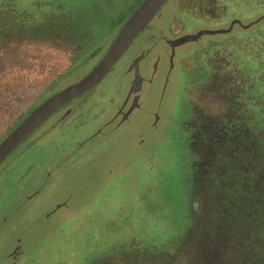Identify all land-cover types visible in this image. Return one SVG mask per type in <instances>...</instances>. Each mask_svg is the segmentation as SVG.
<instances>
[{"label": "rangeland", "instance_id": "obj_1", "mask_svg": "<svg viewBox=\"0 0 264 264\" xmlns=\"http://www.w3.org/2000/svg\"><path fill=\"white\" fill-rule=\"evenodd\" d=\"M126 1L115 0L114 10L108 12L109 18L112 17L91 40L92 46L101 47L100 53L81 71L69 72L75 63L76 46L24 41L17 43L15 55L10 53L7 57L0 51V141L34 103L37 105L51 92L78 81L94 67L119 32L118 18L122 14H125L122 20L130 16ZM160 13L164 21L161 29L165 31L168 27L182 33L204 28L227 29L233 21L231 13L216 7L213 0H181L175 10L167 2ZM253 13L256 15L248 8L240 21L249 24ZM153 21L158 20L155 17ZM236 27L231 28L232 35L239 32ZM150 28L140 33L115 67L128 63L150 45L157 44L168 54L169 49L159 43V37L149 33ZM225 38L221 33L206 34L188 42L185 46L192 55L185 64L187 71L179 70L175 61V73L164 99H159L160 88L151 86L142 108L122 125L110 126L104 134L93 138L80 154L65 155L75 147L77 139L89 134L88 121L70 132L57 131L54 143L30 149L32 140H28L20 146L13 162L6 161L0 167L6 168L0 172V219L8 216L7 222L0 224V264H11L6 254L19 238L22 245L14 252L24 255L17 264H82L130 239L145 238L160 245L173 241L182 232L193 181V155L187 133L193 127L182 125L190 109L187 98L202 113L217 116L225 111L218 98L208 95L188 75L197 65L207 62L211 54L207 52L209 42ZM153 59L152 54L147 57ZM167 66L168 56L161 62L158 83ZM131 78L129 74L123 75L121 82L125 87ZM118 96L122 95L116 93L115 99ZM157 107L159 117L155 113ZM113 110L114 105L108 104L103 116H110ZM95 118L99 116L92 120ZM53 161L58 167L47 187L25 201L27 193L43 181V169ZM32 162L34 169L26 172L24 168ZM69 196V207L49 216L54 205Z\"/></svg>", "mask_w": 264, "mask_h": 264}, {"label": "trees", "instance_id": "obj_2", "mask_svg": "<svg viewBox=\"0 0 264 264\" xmlns=\"http://www.w3.org/2000/svg\"><path fill=\"white\" fill-rule=\"evenodd\" d=\"M213 2L231 13L230 27L239 32L232 35L235 27H229L203 34L226 38L209 42L207 62L191 72L225 111L205 115L209 131L199 135L213 142L209 150L191 145L199 140L194 125L187 131L193 181L185 227L169 243L130 239L82 264H264V0ZM137 3L126 1L129 15ZM114 7L115 0H0V51L15 55L24 41L76 46L69 72L81 71L97 55L100 46L91 40ZM248 8L256 15L246 28L236 21Z\"/></svg>", "mask_w": 264, "mask_h": 264}, {"label": "flooded vegetation", "instance_id": "obj_3", "mask_svg": "<svg viewBox=\"0 0 264 264\" xmlns=\"http://www.w3.org/2000/svg\"><path fill=\"white\" fill-rule=\"evenodd\" d=\"M129 1H131L130 5H135L138 2L137 3L138 4L137 7H138L143 0H129ZM180 1L181 0H166L165 3L170 2L172 9L175 10L180 5ZM160 10L153 17L150 23H152L155 17L157 18L158 21H155V22L153 21L152 24L149 23L148 26L145 28V30L151 27L149 29V33L153 36L155 35V37H159L158 38L159 43H162L166 47V49H169L168 54L165 53L166 51H164V48H161L159 45L157 44L150 45L149 47H145L138 55L130 59L128 63H121L115 67V65L120 61V59L126 53L125 52L121 56V58L116 62V64L107 74V76H105V78H103L94 87L85 91L79 96L75 97L71 101L67 102L62 107H60L58 110H56L54 113H52L50 116H48L31 133H29L26 138H24L21 142H19L10 151V153L0 162V167L6 161H9L10 163H12L14 156H17L18 149L20 148V146H22L28 140L29 141L32 140V143L29 146L30 149L35 148L39 145H45L46 142L54 143L56 141L57 131L65 130L66 132H70L72 128H79L85 125L86 122L88 121L91 124L90 125L91 131L89 132V134L84 138L77 139L75 142V147H73L72 150H69L68 152L65 153L66 157L68 155L69 156L78 155L87 149L90 141L93 138H95L98 135L104 134L107 131L106 129L110 126L118 127L122 125L125 121L130 119L132 114L137 109L142 108L144 96L148 92V89L151 88V86L157 85L160 88L159 99L160 101H162L170 85L172 75L175 73L174 69H175L176 63L178 62L179 64V70L187 71V69L185 68V64L191 58L190 56L192 54L191 52H189V49L185 45L190 41L198 40L199 38L203 36V34L198 36L196 39H190V40L181 42L180 39H182L183 37L198 35L201 30L192 31V32L184 31L182 33L181 30L178 32H174L172 29L167 27L165 28V31H164V29H161L160 27L161 25L163 27V23H164L163 20L161 21L163 14L160 13ZM133 12L134 11H132L131 14ZM124 15L122 14L118 18V19H121V22L117 19L120 22L119 31L121 30L125 21L130 17V16L125 17V19L122 20ZM161 35H163V37H161ZM100 49L101 47L99 48L97 54L100 53ZM107 50L108 49H106L102 54H100V57L98 58V61H96L94 66L104 56ZM151 54L154 59L151 61L147 60V57ZM167 56H168V66L165 68L166 70L163 73V79L161 83L160 82L158 83L159 81L158 77L160 74L159 72L161 70L160 65H161L162 60H164V58H166ZM175 61L177 62L175 63ZM137 67H138V72L141 77L139 81L138 80L135 81V78H136L135 74H136ZM124 74H129L132 77L126 87L124 85V82H121V79ZM188 78H190V73L188 75ZM116 93H120L122 95L121 97L120 96L116 97L118 100L115 99ZM48 97H46L41 102H39L35 107H37L40 103H42ZM187 101H188V105H190L189 114L182 121L183 122L182 125L184 123H187L191 127H193L194 125V127L196 128L193 138L199 139V140H195V142L194 140H192L191 145L193 144L199 145L200 147L202 146L201 149L209 150L211 146H213V142L206 141L204 140L205 138H202L199 135L202 131H204L205 133L209 131L208 129L209 126L207 124L206 116H205L207 115V113L206 112L202 113V111H199L198 110L199 107L197 108V104L193 103L191 99L187 98ZM108 104L114 105V110L110 116H103V112L106 110V106ZM156 109L157 111L155 113H157L156 115L157 117H159V114H158L159 108L157 107ZM152 111L154 112L155 110L153 109ZM27 112H29V110H27ZM27 112L23 113L16 119V121L12 125V128L9 129V131L2 138L0 143L8 136L10 132H12V130L31 111L29 113ZM198 113L200 114V118L203 117V119L200 120V127L197 126L196 124L198 122L197 121L198 119L197 117L199 116ZM24 114H27V115L25 116ZM95 116L96 117L99 116V118L97 120L96 118L92 120V118ZM187 131L191 132L190 130H187ZM65 155L63 158H65ZM10 166H13V164H11ZM57 167H58V163L53 161V163L50 166L43 169L45 171V177L43 181L40 183V185L35 187L34 190L27 193L26 197L24 198L25 201L31 200L36 195L42 193V190L47 187L50 178L54 176V173L56 172ZM32 169H34V162L30 163L28 166L24 168L26 172L28 170L32 172ZM2 171H6V168H4L3 170L0 168V172ZM71 196L63 200L61 203L54 205V207L50 211L49 216H51V214L54 211L62 207H69V201L71 199ZM7 219H8V216H3L0 219V224L2 222H7ZM21 245H22V242H21V239L19 238L18 242L12 246L9 252H7L6 256L8 257L11 264H17V262L21 260L22 255H24V253L22 252L20 253L14 252V250L20 247Z\"/></svg>", "mask_w": 264, "mask_h": 264}, {"label": "water", "instance_id": "obj_4", "mask_svg": "<svg viewBox=\"0 0 264 264\" xmlns=\"http://www.w3.org/2000/svg\"><path fill=\"white\" fill-rule=\"evenodd\" d=\"M166 0H143L140 5L134 10L130 17L125 21L115 40L101 58V60L81 79L73 82L54 93L35 109H33L0 143V162L10 153V151L24 138L27 137L41 122L48 116L58 110L67 102L75 97L91 89L98 84L121 56L128 50L134 40L148 26L153 17L159 12ZM242 26H250L243 24L241 21H236ZM234 25V24H233ZM232 28V25L229 29ZM228 29V30H229ZM216 30H203L195 36H185L180 39L181 42L196 39L198 36L205 33H214ZM135 81L140 80L138 67L136 68Z\"/></svg>", "mask_w": 264, "mask_h": 264}]
</instances>
